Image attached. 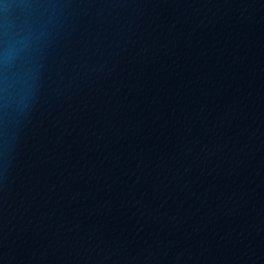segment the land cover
I'll use <instances>...</instances> for the list:
<instances>
[{"label":"water","instance_id":"95a60500","mask_svg":"<svg viewBox=\"0 0 264 264\" xmlns=\"http://www.w3.org/2000/svg\"><path fill=\"white\" fill-rule=\"evenodd\" d=\"M0 264H264V0H0Z\"/></svg>","mask_w":264,"mask_h":264}]
</instances>
